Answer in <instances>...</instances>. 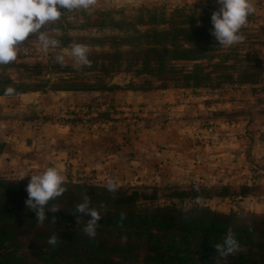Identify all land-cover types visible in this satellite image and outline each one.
<instances>
[{
  "label": "rangeland",
  "instance_id": "1",
  "mask_svg": "<svg viewBox=\"0 0 264 264\" xmlns=\"http://www.w3.org/2000/svg\"><path fill=\"white\" fill-rule=\"evenodd\" d=\"M201 4L179 7L167 1L143 0L140 5L132 6L116 3L115 0H98L89 10L65 13L42 29L60 41L56 51L63 53V65L54 62L55 54L50 53L48 57L40 49L38 34L30 35L22 47L32 46L33 51L22 52L16 61L0 65V74L14 80L22 78V81L35 86L40 84L38 80L57 82L61 78L71 79L93 84V89L34 91L44 98L55 92H71L83 96L84 100L61 107L56 112L30 104L22 112L14 113L16 116L21 115L16 119L19 120L16 128L23 126L36 131L39 138L48 141L50 137L46 136L45 129L54 130L58 126L64 130L59 137L61 148L69 150L65 138L71 131L72 135L69 136L72 137L73 147L70 150L75 148L82 153L87 140L107 134L113 140L117 137L118 150L132 148L138 139L150 137L148 149L149 158H153L151 168L145 172L143 167L150 166L148 160L151 162V159H145L141 165H134L135 161H142L141 156L134 151L123 158L121 156L117 161L118 188L132 192L133 189L147 187L142 191L147 194L156 191L159 204L183 210L188 206L186 194L193 189H201L206 196L202 202L213 211L264 217V12L256 11L249 15L247 24L241 29L245 36L243 42L227 47L217 42L210 49L211 60L197 63L203 65L200 67L203 72L210 74L206 80L208 82L202 86L176 85L173 77L163 82L139 75L140 67L133 66V71H126L127 57L132 49L126 42L141 38L135 36L132 30L142 32L150 27L148 24L135 26V18L153 9L164 10L169 16L174 9H185L186 14L195 11L202 15V12H211L209 9L214 12L220 7L216 0H206ZM60 10L62 13L65 11ZM197 18L199 24L211 21V18ZM74 44L88 47L89 65L78 64L72 57L71 48ZM118 54H121L119 63ZM170 65L169 68L181 72H190L194 67L193 62H171ZM117 66H121V69ZM129 82L137 86L152 84L153 88L146 91L140 88L135 91L113 88L109 91L99 90L95 86L102 83L122 87ZM161 84L166 86L157 88ZM160 89L175 92L182 104L187 102L183 96H190L186 123L178 124L175 111L167 108L170 97L166 101L159 100L160 103L144 102L134 108L130 106L131 100H121L106 106L97 102L98 96L104 91L124 98L127 91L141 94ZM65 126H69V129ZM154 128L165 132L164 135L170 129L177 134L175 140L169 142L171 146L152 140ZM162 154L167 156L166 159L172 165H176V168L172 167L178 172L176 176L171 174L167 181L159 177L165 168L160 160ZM72 163L75 160L69 162L63 183L84 180L86 184L107 186V182L94 175L95 171L85 174L88 171L74 167ZM127 164L132 167L128 171L123 168ZM112 179L115 180L114 177ZM177 193L185 195L180 197ZM30 241H24V246Z\"/></svg>",
  "mask_w": 264,
  "mask_h": 264
},
{
  "label": "trees",
  "instance_id": "2",
  "mask_svg": "<svg viewBox=\"0 0 264 264\" xmlns=\"http://www.w3.org/2000/svg\"><path fill=\"white\" fill-rule=\"evenodd\" d=\"M209 11L198 15L174 9L167 16L164 10L153 9L147 16L135 18V26L150 27L142 32L133 28L135 36L141 38L125 40L132 47L126 71H133L134 66L140 67L139 75L163 82L173 77L180 86L206 84L210 74L197 63L211 60L210 49L217 41L210 34L211 21L199 24L197 17L209 20L213 13ZM117 58V63L121 62V54ZM171 62H193L194 67L190 72H181L169 68ZM22 80L1 73L0 96L93 89V84L71 79L38 80L36 86ZM146 85L129 82L122 87L102 83L95 86L109 91L153 88L152 84ZM9 87L14 92L6 95ZM29 180L0 178V264H264V217L213 211L202 202L206 196L201 189L186 194L188 206L183 210L159 204L156 191H142L147 187L111 192L108 186L90 185L84 180L63 183L65 192L46 207L49 219L38 225L35 214L25 204ZM85 195L90 198L89 206L101 215L94 238L83 231L90 217L76 211ZM53 206L59 208L55 213L50 211ZM53 215L57 217L54 225L50 223ZM228 228L240 247L223 256L214 246L223 245ZM53 234L59 237L56 246L48 243ZM26 240L30 242L24 246Z\"/></svg>",
  "mask_w": 264,
  "mask_h": 264
},
{
  "label": "crops",
  "instance_id": "3",
  "mask_svg": "<svg viewBox=\"0 0 264 264\" xmlns=\"http://www.w3.org/2000/svg\"><path fill=\"white\" fill-rule=\"evenodd\" d=\"M142 1L143 0H115L116 3L118 2L120 4L132 6L140 5ZM148 1H167L172 5L179 7L193 6L194 4L199 5L206 2V0ZM252 3L255 8L254 12H264V0H252ZM76 95L77 94H73L71 92H55L54 94L52 93L51 96L44 98L38 93L26 92L15 96H0V177L11 179H30L31 175L41 174L48 167L53 166L57 167L61 174L66 177V171L67 166H69V162L75 160V163H72V165L82 169L85 172L88 171L85 174H88L90 171H95L96 173H94V175H96L101 180H104V182H107L111 177H114V181H116L117 161L121 156L123 158L128 153L133 154V151L134 153L139 154L142 158V161L140 160V162L135 161L134 165H141L145 159H151V162L148 160V164L150 163V166H143L145 172L151 168L153 164V158H149L148 143L150 142V137L147 136L135 141L132 147L133 150H131L132 148L130 147L118 150L117 137L115 140H113V138L107 134V136H102L98 139L87 140L84 143L85 149L83 148L82 153L75 148L70 150L73 146L71 142L72 137L69 136L72 135V132L69 130L65 138L66 143L68 144L67 149H69L66 151L61 148L62 146L60 143H62V141L59 139L60 135L63 134L61 131L64 130L58 126L55 128L53 127L54 130L45 129L47 134L46 136L50 137L48 141H46V139L39 138V134L36 131L27 130L23 126L16 128L18 127L19 121L16 119L20 114L16 116L14 113L18 111V113L22 112L24 109H26V106H29L30 104L33 106L38 105V107H43L46 111L52 110L56 112L59 108L66 105L68 106L69 104H76L75 101L77 102L84 100L83 96ZM167 97H170L167 101V108H172L175 111L178 121L177 123H186L187 113L189 111L187 110L189 108V106H187V102L189 101L190 96L184 95V100L187 102L182 104L179 102L180 100H177V95L175 92H172L168 89L151 90L141 94L127 91L124 98H121L118 94L116 95L113 92L104 91L98 96L97 102L101 106H106L109 104H117L121 100H126V102L131 100L130 106L134 108L144 102L150 104H156V102L160 103L159 100L163 99L166 101ZM9 116L11 117L9 118ZM65 128L69 129V126H65ZM154 131L155 133L152 134V140L165 144L166 146H171L169 142L174 141L177 135L171 129L165 135V132L159 130L158 128H154ZM88 148L91 150L85 151ZM74 150L77 151L76 155V151ZM169 150H171V148ZM75 157H77V159ZM166 158L167 156H164L163 154L160 158V160L163 161L165 168L162 169L163 172H160L161 176L159 175V177L164 181L170 179L171 174L176 176L175 174L178 173L173 168H176V165H172V162L168 161ZM160 160L158 159V161ZM123 168L128 171L132 167L131 164H127L123 166ZM130 180H132V178ZM135 180H137L136 177Z\"/></svg>",
  "mask_w": 264,
  "mask_h": 264
},
{
  "label": "clouds",
  "instance_id": "4",
  "mask_svg": "<svg viewBox=\"0 0 264 264\" xmlns=\"http://www.w3.org/2000/svg\"><path fill=\"white\" fill-rule=\"evenodd\" d=\"M98 0H0V65H6L17 60L22 52L33 51L32 46L22 47L30 35L38 34L40 49L48 57L55 54V63L63 65L64 55L57 52L60 41L53 38L47 30H42L47 25L59 20L65 13L74 10H89L97 4ZM220 5L219 10L211 15L212 28L210 34L221 46H232L244 41L245 36L241 29L247 24L248 17L254 13L255 8L252 0H216ZM60 9L65 11L62 13ZM88 47L84 44H74L71 55L78 64L89 65ZM14 89L7 88L6 95H10ZM24 178V177H22ZM65 177L57 167H48L41 174H33L26 186V208L35 214L38 225H43L49 219L46 207L50 200L60 197L65 188L62 184ZM108 190L115 192L118 184L113 179L107 181ZM90 198L85 195L83 202L77 205L76 211L90 217L83 231L89 237L94 238L97 234L100 213L90 206ZM59 210L53 206L50 211L55 213ZM123 219V214H121ZM57 217L52 216L50 223L55 224ZM48 243L56 246L59 237L55 234L48 238ZM216 250L223 256L236 252L240 245L236 240L232 229L228 228L223 245L216 244Z\"/></svg>",
  "mask_w": 264,
  "mask_h": 264
}]
</instances>
